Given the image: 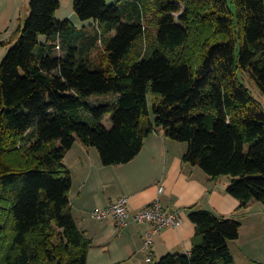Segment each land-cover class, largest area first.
I'll return each mask as SVG.
<instances>
[{"label":"trees","instance_id":"trees-1","mask_svg":"<svg viewBox=\"0 0 264 264\" xmlns=\"http://www.w3.org/2000/svg\"><path fill=\"white\" fill-rule=\"evenodd\" d=\"M73 4L93 31L59 19V0H30L0 64V264H87L92 244L73 216L64 162L77 139L115 165L162 127L189 144L185 162L231 176L227 191L242 207L264 204V110L242 78L264 93V0ZM189 216L191 252L148 264H236L229 242L241 221L206 209Z\"/></svg>","mask_w":264,"mask_h":264},{"label":"crops","instance_id":"crops-1","mask_svg":"<svg viewBox=\"0 0 264 264\" xmlns=\"http://www.w3.org/2000/svg\"><path fill=\"white\" fill-rule=\"evenodd\" d=\"M59 1L57 17L77 21L74 10L64 15L62 0ZM8 32L6 29L5 35ZM5 38L1 33L0 42ZM6 54L0 55V64ZM153 97L149 93L147 122L151 124H155ZM188 146L187 142L172 139L157 126L131 161L105 165L96 147L85 145L80 139L75 141L64 162L72 173L73 216L92 244L87 264H148L143 242L151 229L150 223L131 220L127 227H122L113 216L98 219L91 214L94 209L104 208L122 196L128 197L132 216L157 198L164 208L181 215L179 226H169L155 236L152 248L155 261L168 253L191 252L196 225L189 215L196 209H206L241 221L239 237L229 242L236 264H264V204L251 201L242 207L241 201L227 191L231 176L213 179L199 165L183 160ZM160 186L164 187L162 193Z\"/></svg>","mask_w":264,"mask_h":264},{"label":"rangeland","instance_id":"rangeland-1","mask_svg":"<svg viewBox=\"0 0 264 264\" xmlns=\"http://www.w3.org/2000/svg\"><path fill=\"white\" fill-rule=\"evenodd\" d=\"M29 1L30 0H0V33H2L3 36H6L5 40H2V42H0V55H4L5 52H8L10 47H12V38L14 37V34L16 32H19L18 29L20 28V26L24 27V24L30 13ZM107 2L109 4H113L117 3L118 0H108ZM62 4L64 15H67L74 10L73 0H62ZM151 17H154V15L151 14L149 18L151 19ZM75 18L77 19V21H73L79 23V29H82L87 25V28L93 31V27H89L90 24L86 23L87 21H89L88 19L81 20L78 15H75ZM149 18H146V23H148ZM6 29H9L7 35H5ZM40 40L41 42L46 43L48 41V37L46 35H41ZM104 47V41H98V45L93 49V51H91V55H93L94 58H99V55L101 51L104 50ZM242 78L245 85L249 88L251 95L259 102L261 109L264 110V93L261 91L258 85L248 77L247 74H243ZM110 96L113 97V94ZM104 124L108 127L112 126L110 115L105 117Z\"/></svg>","mask_w":264,"mask_h":264},{"label":"built area","instance_id":"built-area-1","mask_svg":"<svg viewBox=\"0 0 264 264\" xmlns=\"http://www.w3.org/2000/svg\"><path fill=\"white\" fill-rule=\"evenodd\" d=\"M159 191L162 193L164 187L160 186ZM128 206V197L122 196L104 208L94 209L91 214L98 219L113 216L122 227H127L131 220L139 223H150L151 229L145 234L143 249L147 255V263H151L155 236L169 226H179L182 223V217L178 212L164 208L159 198L140 209L133 216L130 214Z\"/></svg>","mask_w":264,"mask_h":264}]
</instances>
